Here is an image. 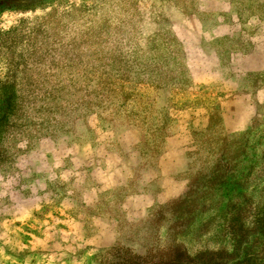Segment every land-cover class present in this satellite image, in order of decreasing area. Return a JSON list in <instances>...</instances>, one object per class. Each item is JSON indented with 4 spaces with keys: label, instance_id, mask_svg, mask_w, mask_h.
<instances>
[{
    "label": "rangeland",
    "instance_id": "1",
    "mask_svg": "<svg viewBox=\"0 0 264 264\" xmlns=\"http://www.w3.org/2000/svg\"><path fill=\"white\" fill-rule=\"evenodd\" d=\"M262 219L264 0H0V264H264Z\"/></svg>",
    "mask_w": 264,
    "mask_h": 264
},
{
    "label": "trees",
    "instance_id": "2",
    "mask_svg": "<svg viewBox=\"0 0 264 264\" xmlns=\"http://www.w3.org/2000/svg\"><path fill=\"white\" fill-rule=\"evenodd\" d=\"M263 228H264V223H263ZM193 262L194 260L190 259L186 255V253L183 252V248L181 247L173 250L172 257H170L168 260L160 261L159 264H193ZM207 264H210V262Z\"/></svg>",
    "mask_w": 264,
    "mask_h": 264
}]
</instances>
